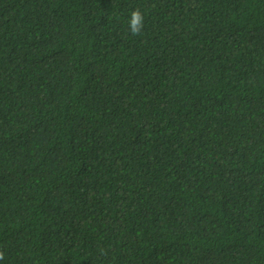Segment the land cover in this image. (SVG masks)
Returning a JSON list of instances; mask_svg holds the SVG:
<instances>
[{
    "label": "trees",
    "instance_id": "obj_1",
    "mask_svg": "<svg viewBox=\"0 0 264 264\" xmlns=\"http://www.w3.org/2000/svg\"><path fill=\"white\" fill-rule=\"evenodd\" d=\"M0 253L264 264V0H0Z\"/></svg>",
    "mask_w": 264,
    "mask_h": 264
},
{
    "label": "clouds",
    "instance_id": "obj_2",
    "mask_svg": "<svg viewBox=\"0 0 264 264\" xmlns=\"http://www.w3.org/2000/svg\"><path fill=\"white\" fill-rule=\"evenodd\" d=\"M144 26V13L141 9L136 8L129 14L128 19V31L132 36H137L141 34ZM3 253H0V260H2Z\"/></svg>",
    "mask_w": 264,
    "mask_h": 264
}]
</instances>
